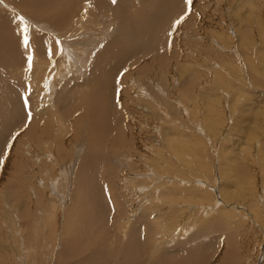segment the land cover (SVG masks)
<instances>
[{
	"label": "rangeland",
	"instance_id": "374dc122",
	"mask_svg": "<svg viewBox=\"0 0 264 264\" xmlns=\"http://www.w3.org/2000/svg\"><path fill=\"white\" fill-rule=\"evenodd\" d=\"M169 1L130 0L128 2L135 5L132 10L136 11L137 15H147L150 21L145 40L141 43L139 35H136L137 32L132 34L129 28L127 30L122 26V22L126 24L121 20L122 18L116 15L115 18L110 15L111 11L108 7L102 6V10L98 4H93L89 0H84L82 6L79 7V4L78 8L74 7L75 10L73 7L68 9L63 1H59L57 2L59 6L52 5L54 7L42 12L43 17L40 18L33 17V8L26 3L22 5L21 0H0V22L6 24L9 21V24H13L11 30L14 28L13 32L8 29H5V32L16 34L22 44L20 45L23 46L21 35L23 25L19 21V17L23 16L29 24L31 43L33 44L35 38L40 42V46L36 45L35 49L37 48L38 54H41L37 61L33 58L30 64L28 58L33 56L30 51L28 52V47L23 46L24 52L19 56L16 50L14 55L11 53L10 46L8 50L10 53L0 46V87L4 88L1 89V93H4L2 98L4 95L8 98L6 94L10 89L11 97L19 100V102L14 100L13 103H21L23 106L22 108L19 105L22 108L17 116L20 117L19 126L14 127L16 128L14 130L13 127L11 129L8 126L5 137L0 140V146L6 141L12 145L7 159L0 163V166L2 165L0 168V264H128L129 258L132 255L138 257L139 252L134 254L115 252L117 246L124 248L126 242L128 243V237H124L122 242L116 244L115 233L119 230L117 236H120L123 231L122 226L127 224L128 232L137 230L140 238H149L152 232H159L158 224L161 223L160 231L165 230V233L175 232L181 227L189 229L188 233L179 235L175 243H179L177 250L181 251L183 254L178 253L182 255L185 251L191 250L190 247L195 248V254L202 250L206 253L205 259L208 261L195 260L194 264H208V262L218 264L216 256L227 260L228 264H237V262L264 264V0H192L190 6L187 5L186 0ZM141 8H144L143 11ZM59 10L63 12L60 13ZM82 12L88 14L87 16L85 14L86 18L80 17ZM50 14L60 21L59 29L54 27L55 24L52 25L51 22L55 23L53 19L49 21ZM127 16V18L132 17L131 13ZM181 16L185 19L178 25L176 21ZM79 18L82 21H79ZM88 19L93 21L86 25ZM62 22L65 26H62L64 25ZM153 25L155 28L152 27ZM150 30L153 32H150L152 35L149 33ZM82 33H87L86 37L90 38L83 36L82 39ZM1 35L0 45L6 37ZM75 38L77 42L74 41ZM91 38L94 39L93 44H89L92 42ZM114 38L113 43L125 42L133 45L138 43L137 50H133V55L122 60L120 64L104 62V71H101L94 57L103 53L104 46L109 45ZM72 42L91 46L89 50L84 51L85 49L82 48L83 51H80L81 47L79 49L77 45L73 47L75 43ZM66 46L73 48V51L70 49L71 57H77L79 62L76 58L64 59L63 51ZM171 50H174V57L168 56ZM87 54L90 55L89 58ZM17 55L18 59L15 58ZM43 60L47 61L46 64ZM39 61H43L41 64L46 66L44 68L42 65L41 73L37 70L39 77L47 72L48 80L51 81L50 77L53 76L54 71L59 70L62 73L54 80L55 88L52 96L49 95L46 99L43 93L44 84H40L39 79L37 80L39 84L33 82V79L36 81L33 70L38 67ZM10 62H12L11 66H9ZM54 65H58V68ZM93 68L99 75L111 76L105 77V80L108 78L105 82L109 84L104 86L95 83L98 74ZM120 68L121 70L118 71ZM125 73L128 75L124 84ZM133 78L152 98L146 99L142 96L137 100L134 93L126 92L125 89L130 85L128 82L131 83L130 80ZM92 89L103 92L100 100L97 99L100 104L106 101L104 98L109 94L107 104L105 102L103 104L109 125L111 127L114 125L112 127L114 130H110L114 132L107 135L111 139L108 137V141H101L99 150L95 152L90 151L89 140L85 138L89 133L86 131V118L83 117V122L80 120L75 124L74 119L72 122L68 121L69 117L65 113L67 103L75 95L87 94L83 98L88 99L89 95L92 96L97 91L93 92ZM124 90L126 93L122 97ZM126 99L130 106L126 105ZM1 102L0 111L5 109V113L0 115V120L6 117L10 120L11 117L7 115L9 106L5 104L3 106ZM28 103L31 108L28 107ZM79 106V114H83L82 111L87 113L90 102L81 101ZM40 107L44 112L41 113ZM32 109L38 111L37 117L40 116L34 123ZM128 111L131 112L130 115ZM17 117L14 119L15 122L19 121ZM57 118L59 123L60 120L67 123L66 133L54 127L45 128L46 120L52 119L51 121L58 125ZM37 120L41 123L39 126L43 125L41 126L43 132L40 137L34 138L32 128L38 125ZM31 123L32 127H30ZM4 124L5 120L3 123L0 122L1 126ZM119 128H124V132L127 131L126 134L130 135L128 138L125 134L130 146L124 149L119 148V143L114 141V137L120 132ZM15 130H17L16 134H13ZM55 134L59 137L53 140ZM11 137L16 138L12 140ZM41 137L43 142L39 141ZM89 154L92 155V164L88 160ZM52 155L56 163L53 162ZM185 155L189 157L186 159ZM153 157L157 158L154 163ZM197 159L205 161L204 164L206 163L208 168L200 169L202 165L196 162ZM79 161L83 163L84 169ZM81 174L85 175L82 177ZM78 176L86 183L82 185L83 187L77 181ZM187 178L192 179L193 183L185 182ZM66 181L70 182L67 183L68 186ZM159 181L165 183L161 184ZM203 181L209 186L202 189L209 190L211 195L205 194L204 190L198 189V185H195ZM182 186H186L187 193L180 192ZM89 187L92 191L90 193H88ZM172 188V192L169 191ZM221 190L225 195L223 197L219 195ZM157 191L162 200L157 199ZM248 191L250 196L245 195ZM144 192L147 194L143 195ZM234 193L236 195L238 193V196ZM92 194L94 198L90 199ZM241 194L244 196L241 197ZM228 198L232 200L230 199L229 204H226ZM214 201L217 204H214ZM189 203L201 208L191 209ZM168 204L176 205L174 208L177 209L180 208V204L186 207L178 211L172 208L174 215ZM232 204L239 205L240 208L236 210L232 208ZM204 205L211 210L215 209L214 213L203 215L201 210ZM83 206L87 207L86 222H83L84 217L81 213ZM257 207L259 210H256L257 213L253 211L254 215L252 210L258 209ZM117 209L123 211L125 215L117 216L119 214ZM227 211L228 213L231 211V214ZM162 212L165 213V218ZM220 213L224 214L221 216ZM225 213L233 215L234 219L239 221L235 223L232 220L236 224L235 227L229 228L224 225ZM247 213L253 217V222L250 220L251 216L249 222L245 219L244 215ZM170 216L175 217L174 220L178 222L175 227ZM168 220L173 221V224L167 223ZM206 223L207 226L203 227ZM87 224H97L96 229L95 226L92 228ZM66 227L69 232L65 235ZM98 228L102 229L100 235L96 232ZM82 231L89 233L95 242L90 240L91 237L88 238L89 235L86 241L85 238L80 239L78 232ZM161 232L157 233L156 237L162 235L164 231ZM188 240L191 242L187 245L185 242ZM218 240L220 243L213 246ZM202 245L204 249L201 248ZM88 247L90 251H87ZM205 247H208V250ZM141 259L142 256L140 262Z\"/></svg>",
	"mask_w": 264,
	"mask_h": 264
},
{
	"label": "bare ground",
	"instance_id": "6f19581e",
	"mask_svg": "<svg viewBox=\"0 0 264 264\" xmlns=\"http://www.w3.org/2000/svg\"><path fill=\"white\" fill-rule=\"evenodd\" d=\"M59 1H63V3L65 4V7H67L68 6V9H69V7H73V9L75 10V8L74 7H77L78 8V5H79V7L80 6H82V4L84 3V0H21V3H22V5H24V3H26L29 7H32L33 8V17H35V18H40V17H43L41 14H42V12H45V11H49L50 10V8H52V7H56V6H59L58 5V3L57 2H59ZM64 1H66V2H64ZM85 1H87V0H85ZM91 3H93V4H98L100 7H101V9L103 8L102 6H105V7H108V9L111 11V13H110V15H113L115 18H117V17H120V18H122L121 20L123 21L124 20V22L126 23V24H124L123 22H122V26L123 27H125V28H127V30H128V28H129V31H131L132 32V34H134L135 32H137V34L136 35H139V41H141V43L142 42H144V40H145V36L147 35L146 33H147V31H148V28H149V25H150V21H149V19L147 18V15H144V14H142V15H137L136 14V11L134 12V10H132L133 9V7L135 6L134 4L132 5V4H130V3H128V2H126L125 0H116V3H112V0H89ZM162 1V0H161ZM164 1H166V0H164ZM169 1V0H168ZM171 1V0H170ZM169 1V2H170ZM173 1V0H172ZM171 1V2H172ZM62 3V2H61ZM63 3L61 4V5H63ZM131 3H133L132 1H131ZM141 4V3H140ZM169 4H171V3H169ZM168 4V5H169ZM173 4V3H172ZM52 5H54V6H52ZM165 5H167L166 3H165ZM88 7V6H87ZM99 7V8H100ZM138 7V6H137ZM143 7H146V6H144L143 5ZM164 7V6H163ZM76 8V9H77ZM170 8V7H169ZM72 9V10H73ZM86 9V8H85ZM85 9H84V11H85ZM142 9H144V8H141V10ZM153 9V8H152ZM173 9V8H172ZM21 10H22V8H21ZM73 10V11H74ZM79 10H81V9H79ZM95 10V9H94ZM103 10V9H102ZM169 10V9H168ZM24 11V10H23ZM60 11V10H59ZM69 11H71V10H69ZM82 11V10H81ZM109 11V12H110ZM143 11V10H142ZM152 11V10H151ZM63 12V11H62ZM61 11H60V13H62ZM85 12H87V10L85 11ZM85 12H82L81 13V16L80 17H82V18H86L85 17V14H86V16L88 15L87 13H85ZM162 12V11H161ZM32 13V12H31ZM128 13H129V15H130V13H131V16L132 17H130V18H127L128 16ZM148 13V12H147ZM48 14V13H47ZM66 13H64V15H65ZM96 14V13H95ZM31 15V14H30ZM51 15V14H50ZM67 15H69L68 13H67ZM66 15V17H68ZM77 15V14H76ZM97 15V14H96ZM109 15V16H110ZM117 17H116V16ZM134 15V16H133ZM37 16H39V17H37ZM61 16H63V15H61ZM72 16V15H71ZM78 16V15H77ZM98 16V15H97ZM149 16V15H148ZM161 16V15H160ZM65 17V16H64ZM79 17V16H78ZM158 17V16H157ZM50 18V19H49ZM59 18V17H58ZM70 17H68V19H69ZM113 18V17H112ZM114 18V19H115ZM45 19V18H44ZM46 19H47V17H46ZM48 19H49V21L51 20V19H53L54 20V22L55 23H53V22H51L52 23V25H54V27L56 28V27H61L60 26V21H58V19H56V16H52L51 15V17L49 16L48 17ZM61 19H62V17H61ZM7 20V19H6ZM38 20H40V19H38ZM60 20V19H59ZM70 20V19H69ZM71 20H72V18H71ZM129 20H131V21H129ZM154 20V19H153ZM157 19H155V21H156ZM3 21V20H2ZM79 21H82L81 20V18H79ZM92 21H93V19H92ZM90 19H88L87 20V22H85L86 23V25H87V23L89 22H92ZM155 21H153L154 23H155ZM162 21V20H161ZM4 22V21H3ZM6 22V21H5ZM70 22V21H69ZM104 22V21H103ZM103 22H101V23H103ZM118 22V21H117ZM80 23H82V22H80ZM94 23V22H93ZM121 23V22H120ZM167 23V22H166ZM57 24V25H56ZM62 24H64V25H62ZM62 26H65V23L64 22H62ZM73 24H74V22H73ZM83 24V23H82ZM95 24H97L96 22H95ZM151 24H153V23H151ZM156 24V23H155ZM81 25V24H80ZM85 25V26H86ZM43 26V25H42ZM97 26V25H96ZM156 26H157V24H156ZM13 27V24L11 23V24H9V21L8 22H6V24L4 23H2V22H0V34H2L1 36H6V37H4L3 39H4V41H3V43L0 45L1 46V48L3 49V50H6V51H8L9 50V46H10V49H11V53L14 55V51L16 50V54H21L22 52H24V48H23V46H21L22 44H21V42H19L18 41V36L16 35V34H12V33H7V32H5V29H8L9 31H11V32H13L14 30V28L11 30V28ZM59 27H58V29H59ZM78 27V26H77ZM120 27V26H119ZM152 27H154V25L152 26ZM64 28V27H63ZM94 28V27H93ZM155 28V27H154ZM88 29V28H87ZM151 29V28H150ZM108 30V29H107ZM122 30H123V28H122ZM151 30H153V29H151ZM149 31V33L150 32H152V31ZM157 30V29H156ZM98 31V30H97ZM96 31V33H98ZM109 31V30H108ZM124 31V30H123ZM155 31V30H154ZM125 32V31H124ZM46 33V32H45ZM72 33V32H71ZM153 33V32H152ZM6 34V35H5ZM18 34V33H17ZM83 34V33H82ZM87 34V33H86ZM86 34H83V35H81L82 36V39H83V36L85 37V38H87V39H89L88 38V36L86 37ZM125 34V33H124ZM146 34V35H145ZM151 34V33H150ZM98 35V34H97ZM152 35V34H151ZM39 36V35H38ZM72 36V35H71ZM81 36H79V37H81ZM35 37H37V36H35ZM43 37V36H42ZM150 37V36H149ZM231 37V36H230ZM34 38V37H33ZM44 38V37H43ZM48 38V37H47ZM95 38V37H94ZM147 38V37H146ZM151 38V37H150ZM39 39V38H38ZM46 39V38H45ZM45 39H44V42H45ZM50 39V38H49ZM96 39V38H95ZM99 39H100V37H99ZM20 40V39H19ZM43 40V39H42ZM41 40V41H42ZM46 40H48V39H46ZM114 40H115V38L114 39H112L111 40V42H110V44L109 45H106V46H104V48L103 49H105L104 51H103V53H101V54H95L96 56L94 57V60H95V62L97 63V66H98V68L100 67L101 68V71H104V62H105V64H107V62L108 63H111V64H120L121 62H122V60H124L125 58H130L132 55H133V53H132V51L133 50H137V46L136 45H138V43L136 44V45H133V44H129V43H125V42H123L124 44H121V42H116V43H113L114 42ZM147 40H149L150 41V39H148L147 38ZM67 41V40H66ZM70 41H71V39H70ZM69 40H68V42H70ZM73 41V40H72ZM74 41H76V38H75V40ZM80 41V40H79ZM91 43H89V44H93V42H94V39L93 38H91ZM96 41V40H95ZM148 41V42H149ZM50 42V41H49ZM77 42V41H76ZM90 42V41H89ZM71 43V42H70ZM75 43V42H74ZM73 42H72V44H74ZM113 43V46H111V44ZM21 44V45H20ZM158 44H160V43H158ZM165 44H167V43H165ZM164 44V45H165ZM36 45H38V46H40V42L35 38V39H33V44L32 43H30V45H29V50H28V52L30 51V53H31V55L33 56V58L34 59H36V61L38 60L37 58H39L40 56H41V54L39 53L38 54V52H37V50L35 49V47H36ZM67 45H69V43H67ZM76 45L78 46L77 48L79 49V47H81V49H80V51L82 50V48H83V50L84 51H86V49L87 50H89V48H90V46L88 47V46H86L87 44H83L82 43V45H78L77 43H75L74 44V46L73 47H76ZM144 45V44H143ZM154 45V44H153ZM152 45V46H153ZM156 45V44H155ZM154 45V46H155ZM162 45V44H161ZM161 45H159V47L161 46ZM52 46V45H51ZM71 46V45H70ZM96 46V45H95ZM111 46V47H110ZM48 47H49V45H48ZM72 47V46H71ZM71 47H69V46H66L65 48L67 49H64V51H63V57H64V59H73L74 57H71V55H72V52H70V49H71ZM86 47V48H85ZM224 47V46H223ZM42 48V47H41ZM145 48V47H144ZM151 48V47H150ZM40 49V48H39ZM63 49V48H62ZM74 49H76V48H74ZM93 49V48H92ZM44 50V49H43ZM55 50H56V48H55ZM72 51H73V48L71 49ZM82 50V51H83ZM141 50V49H140ZM145 50V49H144ZM1 51V50H0ZM58 51H60L59 49H58ZM101 51V50H100ZM99 51V52H100ZM141 51H143V50H141ZM150 51H151V49H150ZM149 51V52H150ZM154 51H156V50H154ZM154 51H152V52H154ZM167 51V50H166ZM170 51V50H169ZM172 52H168V56L169 57H171V56H173L174 57V53H173V51L174 50H171ZM9 52V51H8ZM45 51H43V53H44ZM51 52H52V50H51ZM53 52H54V50H53ZM77 52H79V50H77ZM140 52V51H139ZM10 53V52H9ZM48 53H50V52H48ZM57 53V52H56ZM55 52H54V54H56ZM82 53V52H81ZM88 53V52H87ZM138 53V52H137ZM163 53V52H162ZM4 54V53H3ZM75 54V53H74ZM78 54V53H77ZM132 54V55H131ZM7 55V54H6ZM18 55L15 57V56H13V57H15V58H17L18 59ZM40 55V56H39ZM57 55V54H56ZM55 55V56H56ZM84 55H85V53H84ZM88 55V54H87ZM145 55V54H144ZM154 55V54H153ZM160 55V54H159ZM166 55V54H165ZM20 56V55H19ZM164 56V55H163ZM4 57V56H3ZM58 57H59V55H58ZM83 57H86V56H83ZM90 57V55H88V58ZM2 58V57H1ZM14 58V59H15ZM76 58V60H77V57H75ZM74 58V59H75ZM80 57H78V59H79ZM81 58H82V56H81ZM92 58V57H91ZM154 58H156V56H154ZM3 59V58H2ZM9 59V58H8ZM11 59V58H10ZM85 59V58H84ZM86 59H87V57H86ZM97 59V60H96ZM165 59V58H164ZM4 60V59H3ZM40 60V59H39ZM62 61H63V59H61ZM160 60V59H159ZM162 60V59H161ZM35 61V60H34ZM44 61V60H43ZM43 61H39L40 63H38V67L37 66H35V68L36 69H34L33 71V74H35V79H36V81H34V79H33V82L35 83V82H38L37 80L39 79V81H41L40 82V84H44V89H43V93L45 94V99L47 98V97H49V95L50 96H52V94H53V92H54V88H55V82H54V80H56V78L57 77H60L61 76V71H54L53 72V76H51L50 77V79L52 78V80L51 81H49L48 80V77H47V72H45L44 74H43V76L42 77H39L40 76V74H39V76L37 75L38 74V72L39 73H41L40 72V70H41V68H42V65H44V64H46V62L44 63V64H41V62L43 63ZM80 61V60H79ZM78 60H77V62H79ZM61 62V61H60ZM71 62V61H70ZM73 62V61H72ZM74 62H76L75 60H74ZM6 63H7V61H6ZM6 63H5V65H6ZM37 63V62H36ZM55 63V62H54ZM57 63V62H56ZM55 63V64H56ZM59 63V62H58ZM62 63V62H61ZM61 63H59V64H61ZM160 63H162V61L160 62ZM10 65L9 66H11L12 65V62H10L9 63ZM48 64V63H47ZM58 64V65H59ZM58 65H54L56 68H58L57 66ZM46 66L44 65V68H45ZM49 67H50V64H49ZM48 67V68H49ZM2 68V67H1ZM33 68V67H32ZM56 68H54V69H56ZM60 68V67H59ZM61 68H62V65H61ZM60 68V69H61ZM37 70H39L38 72H37ZM44 70V69H43ZM50 70V69H49ZM121 70V68L118 70V71H120ZM44 71H47V69L46 70H44ZM93 71L94 72H96L97 74H98V72L93 68ZM118 73V72H117ZM116 74V73H115ZM127 75L128 74H124L123 75V82H124V84H125V82H126V79H127ZM230 75V74H229ZM49 76V75H48ZM106 76L107 77H111V76H109L108 74H106ZM106 76H103V75H99L98 74V78L95 80V83H97V84H109V83H107V82H105L106 80H105V77ZM113 76V75H112ZM132 79V78H131ZM2 80V79H1ZM49 82H48V81ZM131 81V83H129L128 82V80H127V82H128V84H130L128 87V89H125V90H127L126 92H129L130 94H132V93H134V96L136 97V98H138L137 100H140L141 99V97L143 96V98L145 97L146 99H150V97H149V94L147 93V92H145V91H147V90H143V87H141L140 85H138L137 84V81H136V79H134L133 78V80H130ZM140 81V80H139ZM109 82V81H108ZM38 84H39V82H38ZM94 84V83H93ZM113 84V83H112ZM104 85V86H105ZM120 85H121V83H120ZM108 86V85H107ZM236 86V85H235ZM7 87H8V85H7ZM92 87H94V86H92ZM100 87H101V85H100ZM118 87V86H117ZM158 87H160V86H158ZM5 88H6V85H5ZM91 88V87H90ZM97 88V87H96ZM99 88V87H98ZM109 88V87H108ZM1 89H4L3 88V86H2V88L0 87V94H1V99H0V101H2L1 103H2V105L4 106V104L5 105H7V106H9V110H8V112H7V115L8 116H10L11 118H10V120H8V118L9 117H6L5 119H1L0 120V122H2L3 123V121L5 120V124L3 125V126H1L0 125V140L3 138V137H5V132H6V129H8V126H10V128L12 129V127H13V130L14 129H16V128H14V127H16V126H19V123L18 122H20V117H17L19 114H20V109H22L23 108V106L21 105V103L20 104H18L17 102H19V100L17 101L16 100V97H11V93H12V91L10 92L9 90H7L8 91V94H6V95H8V98L4 95V97L2 98V94H4V93H1ZM8 89V88H7ZM118 89H119V87H118ZM122 89V88H121ZM124 89V88H123ZM90 90V89H89ZM97 90V91H96ZM96 90H91V91H96V92H94V94H92V96L91 95H89V97H88V99H87V97H84L83 98V96H85V95H87V94H83V93H81V94H77V95H75L68 103H67V109H66V111H65V113H66V115L69 117V119H68V121L69 122H72V120L74 119V122L73 123H77V121H80V120H82V122H83V117H85L86 118V121H87V125H86V131H88L89 133H87V136H85V138H88V140H89V142H88V144L90 145V151H92V152H95V151H98L99 150V147L101 146V141H104V140H109V136H107V135H111V133L112 132H114V131H112V132H110V130L111 129H113L112 127L114 126V125H112V127L109 125V123H108V119H107V115H106V113H105V105L103 104L104 102L106 103L107 102V100H108V95L107 94H105V95H107V96H105V98L104 99H106V101L104 100V102L103 103H101L100 104V102L98 103L97 102V99H99L100 100V98H101V93H103V92H101V90H102V88H101V90H100V92L98 91V89H96ZM125 90L123 91V93H122V97H123V94L124 93H126L125 92ZM5 93L7 92L6 90H3ZM105 91V90H104ZM93 92H91V93H93ZM16 93V92H15ZM86 93H88V92H86ZM99 93V94H98ZM113 93H115V92H113ZM211 93V92H210ZM112 94V93H111ZM120 94V93H119ZM118 94V95H119ZM97 95H98V97H97ZM113 95V94H112ZM103 96V95H102ZM111 96V95H110ZM91 97V99H89ZM125 97H126V95H125ZM18 98V97H17ZM20 98V97H19ZM83 98V99H82ZM132 98H133V100H134V97L132 96ZM152 98V97H151ZM44 99V100H45ZM131 99V98H130ZM216 99V98H215ZM14 100H16L17 102V104L15 103H13V101ZM103 100V99H102ZM81 101L82 102H90V108H88L87 109V113L85 112V111H82V113L83 114H79L78 112H79V108H80V103H81ZM126 105H128L129 103H128V100L126 99ZM233 101V100H232ZM15 102V101H14ZM23 102V101H22ZM133 102H135V100L133 101ZM209 103V102H208ZM107 104V103H106ZM111 104V103H110ZM125 104V103H124ZM137 104V103H136ZM19 105L22 107V108H20L19 107ZM26 105V104H25ZM113 105V104H112ZM135 105V104H134ZM138 105V104H137ZM219 105V104H218ZM2 106V107H3ZM27 106V105H26ZM128 106H130V105H128ZM19 107V108H18ZM28 107H29V103H28ZM107 107V106H106ZM146 106H144V108H145ZM3 108H5V107H3ZM29 108H31V106L29 107ZM40 108H42V107H40ZM86 108H87V106H86ZM132 108V107H131ZM210 108V107H209ZM222 109V108H221ZM24 110V109H23ZM23 110H21V111H23ZM30 110V109H29ZM33 110V109H32ZM37 110H39V109H37ZM113 110V109H112ZM42 111L44 112V109L42 108V110H41V113H42ZM38 111H36V109H34L33 110V120H32V122L34 123V121H35V119L36 118H39V117H37V113ZM4 113H5V109H4V111H0V115L2 116V115H4ZM40 113V114H41ZM127 113H129L128 115H130V113L131 112H127ZM259 113V112H258ZM31 114V113H30ZM22 116H23V113L21 114ZM209 115V114H208ZM21 116V117H22ZM132 116V115H131ZM15 117H17V118H19V121H16L15 122ZM24 117V116H23ZM56 117V116H55ZM16 118V119H17ZM43 118V117H42ZM212 118V117H211ZM134 119V118H133ZM136 119V118H135ZM22 120V119H21ZM41 120L42 119H40V122H41ZM52 120V119H51ZM51 120H46V122H45V128L46 127H49V128H53L54 127V129L56 128V130L58 129V130H60L61 132H63V133H66V127H67V123L66 122H63V121H61L60 120V123H59V120H58V118H57V120H58V125L57 124H54V122L53 121H51ZM116 120V119H115ZM137 120V119H136ZM24 121V120H23ZM67 121V122H68ZM117 121V120H116ZM37 122H38V120H37ZM40 122H38V125L37 126H35V127H33L32 128V130H33V135H34V138L35 137H40L41 136V134H42V130H41V126L43 127V125H40L39 126V124H41ZM217 122V121H216ZM114 123V122H113ZM10 124V125H9ZM72 124V123H71ZM209 124V123H208ZM69 125V124H68ZM59 127V128H57V127ZM72 126V125H71ZM124 126V125H123ZM30 127H32V123H31V125H30ZM20 128V127H19ZM134 128V127H133ZM31 129V128H30ZM72 129V128H71ZM74 129V128H73ZM115 129H117V128H115ZM120 129V132L119 133H117V135L114 137V141L116 142V143H119V148L121 147L122 149H124L126 146H130V144H129V140H127V129H125V131H126V133L124 132V128L123 129H121V128H119ZM12 130V131H13ZM18 130V129H17ZM17 130H15L14 132H12L13 134H16V131ZM26 130V129H25ZM45 130V129H44ZM47 131H48V129H46ZM55 130V131H56ZM114 130V129H113ZM49 131H50V129H49ZM53 132H54V130H52ZM76 131V130H75ZM77 131H78V129H77ZM26 132V131H25ZM28 132H29V129H28ZM11 133V135H13ZM55 133V132H54ZM47 135H49V133H46ZM114 135H115V133H113ZM127 136H126V135ZM24 135V134H23ZM44 135V134H43ZM63 135V134H62ZM113 135V136H114ZM29 136V135H28ZM30 136H31V134H30ZM54 136H56V134L54 135ZM107 136V137H106ZM130 136V135H129ZM129 136H128V138H129ZM48 137V136H47ZM46 137V138H47ZM52 137V136H51ZM59 136H56L55 138L53 137V140H55L56 138H58ZM102 137H105L106 139H104V138H102ZM109 137V138H108ZM50 138V137H49ZM108 138V139H107ZM182 138V137H181ZM61 139V138H60ZM103 139V140H102ZM111 139V138H110ZM210 139V138H209ZM32 140V139H31ZM36 140H38V139H36ZM62 140H64V139H62ZM40 142H43V138L41 137V139L39 140ZM58 142V141H57ZM106 142V141H105ZM55 143V142H54ZM189 144H191L192 142H188ZM37 144V143H36ZM40 144H42V143H40ZM44 144H45V142H44ZM58 144V143H57ZM30 145V144H29ZM118 145V144H117ZM60 147V146H59ZM46 150V149H45ZM175 151H178L177 149H174ZM192 150H193V146H192ZM195 151L197 150V147L194 149ZM156 152V151H155ZM158 153V152H157ZM39 154V153H38ZM153 154V153H152ZM187 154V153H186ZM191 154V153H190ZM192 155V154H191ZM199 154H197V156H198ZM87 156H89V158H88V160L90 161V163H91V159H92V155L91 154H89V155H87ZM39 157V156H38ZM51 157H54L53 155L51 156ZM187 157H189L188 155H185V158L187 159ZM192 158V157H191ZM191 158H189V159H191ZM195 158V157H194ZM249 158V157H248ZM41 159V158H40ZM54 160H53V162L54 163H56L57 161H56V159H55V157L53 158ZM155 159H157V158H155V157H153V163L155 162ZM193 160V159H192ZM198 160V159H197ZM61 161V160H60ZM195 161V160H194ZM248 161V160H247ZM45 161H43V163H44ZM80 163L79 164H81L80 166L82 167L83 166V163L81 162V161H79ZM196 162H200L201 163V168L200 169H203V168H208V166L206 165V163L204 164V162L200 159V160H198V161H196ZM41 163V162H40ZM48 163V162H47ZM92 164V163H91ZM90 164V165H91ZM157 164V163H156ZM18 165V164H17ZM21 165V164H20ZM42 165V164H41ZM47 165V164H46ZM54 165V164H53ZM84 165H87V164H84ZM190 165V164H189ZM198 165V164H197ZM200 165V164H199ZM2 166V165H1ZM1 166H0V168H1ZM79 166V167H80ZM148 166V165H147ZM171 167V166H170ZM157 168V167H156ZM80 169V168H79ZM83 169H84V166H83ZM93 169V168H92ZM151 169H152V167H151ZM158 169V168H157ZM154 170V169H153ZM160 170V169H159ZM66 171H67V169H66ZM71 171V170H70ZM84 171V170H83ZM158 171V170H157ZM155 172V171H154ZM58 173V172H57ZM63 173V172H62ZM61 173V174H62ZM65 173V172H64ZM86 173H87V171H86ZM92 173V172H91ZM164 173V172H163ZM68 174H69V171H68ZM67 174V175H68ZM148 174V173H147ZM146 174V175H147ZM172 174V173H171ZM64 175V174H63ZM66 175V174H65ZM85 175V174H84ZM83 175V176H84ZM88 175V174H87ZM91 175V174H90ZM254 175V174H253ZM69 176V175H68ZM81 176H82V174H81ZM82 176V177H83ZM150 176V175H149ZM152 176V178H153V174L151 175ZM62 177H65V176H62ZM82 177H79L78 176V179H77V181H79L78 183H80L81 184V186L82 185H86V183H84V182H82ZM88 177V176H87ZM157 177V176H156ZM252 177V176H251ZM60 178V177H59ZM67 178V177H66ZM92 178V177H91ZM97 178V177H96ZM64 179V178H63ZM67 179H69V178H67ZM150 179V178H149ZM195 179V178H194ZM198 179V178H197ZM252 179V178H251ZM66 180V179H65ZM72 180V179H71ZM161 180V179H160ZM163 180V179H162ZM165 180V179H164ZM182 180V179H181ZM192 180V179H191ZM191 180H189L188 178L187 179H185V182H187L188 184L190 183V182H192ZM60 181V180H59ZM64 181V180H63ZM87 181V180H86ZM152 181V180H151ZM13 182V181H12ZM58 182V181H57ZM90 182H92V181H90ZM180 182V181H179ZM197 182V181H196ZM67 183H70V182H67L66 181V185H67ZM159 183H161V184H164V183H162L161 181H159ZM184 183V182H183ZM193 183V182H192ZM191 183V184H192ZM244 183V182H243ZM56 184H58V183H56ZM65 184V183H64ZM63 184V185H64ZM247 184V183H246ZM245 184V185H246ZM61 185V184H60ZM88 185V184H87ZM177 185V184H176ZM195 185H198V189H201V190H204V189H202L203 187H206L207 188V186H209V184L206 182V181H203L202 183H198V184H195ZM68 186V185H67ZM80 186V187H81ZM155 186V185H154ZM153 186V187H154ZM255 186V185H254ZM61 187V186H60ZM65 187V186H64ZM79 187V186H78ZM83 187V186H82ZM98 187V186H97ZM176 187V186H175ZM183 187V186H182ZM194 187V186H193ZM49 188V187H48ZM155 188V187H154ZM163 188V187H162ZM52 189V188H51ZM55 189V188H54ZM58 189V188H57ZM61 189V188H60ZM89 189V192L88 193H90V192H92L91 190H90V187L88 188ZM143 189V188H142ZM153 189V188H152ZM156 189V188H155ZM161 189V188H160ZM176 189V188H175ZM178 189V188H177ZM181 189V188H180ZM208 189H210V188H208ZM226 189V188H225ZM224 189V190H225ZM100 190V189H99ZM99 190H98V192H99ZM172 190H173V188L171 189V190H169V191H171L172 192ZM211 191H212V189H210ZM236 190V189H235ZM241 190H243V189H241ZM240 190V191H241ZM63 191V190H62ZM146 191V190H145ZM160 191V190H159ZM183 191V193L184 192H188V190H187V188H186V186H184L183 187V189L180 191V192H182ZM192 191V190H191ZM205 191V190H204ZM215 191V190H214ZM228 191V190H227ZM227 191H225V192H227ZM243 191H246V190H243ZM243 191H242V194H244L243 193ZM31 192V191H30ZM96 192V191H95ZM153 192H155V191H153ZM213 192V191H212ZM231 192V191H230ZM65 193V192H64ZM78 193V192H77ZM147 194V192H144L143 193V195L144 194ZM174 193V192H173ZM205 194L207 193V194H210V192H209V190H206L205 192H204ZM238 193H240V192H238ZM238 193H237V195L235 194V196H238ZM255 193V192H254ZM83 194H85V193H83ZM145 194V195H146ZM161 194V193H160ZM182 194V193H181ZM241 194V197L242 196H244V195H242ZM175 195V194H174ZM211 195V194H210ZM214 195V194H213ZM219 195L220 196H225L224 194H223V192H222V190L220 191V193H219ZM245 195L246 196H250V193H249V191L248 192H246L245 193ZM31 196V195H30ZM76 196V195H75ZM78 196H79V194H78ZM94 195L92 194V197H89L90 199L91 198H94L93 197ZM169 196V195H168ZM168 196H166V197H168ZM87 197V196H86ZM146 197V196H145ZM156 197H157V199H161L160 197H159V193H158V191H157V195H156ZM178 197H179V195H178ZM210 197V196H209ZM216 197V196H215ZM239 197H240V194H239ZM254 197V196H253ZM252 197V198H253ZM59 198V197H58ZM149 198V197H148ZM147 198V199H148ZM207 198V197H206ZM221 198V197H220ZM64 199V198H63ZM106 199V198H105ZM171 199H173V198H171ZM177 199H179V198H177ZM231 199V198H230ZM229 198L228 199H226L227 200V203L226 204H229L228 202H230L229 200H230ZM233 199H235V197L233 198ZM237 199H238V197H237ZM249 199V198H248ZM255 199V198H254ZM162 200V199H161ZM173 200H175V199H173ZM172 200V201H173ZM180 200V199H179ZM217 200V199H216ZM215 200V201H216ZM232 200V199H231ZM76 201V200H75ZM118 201V200H117ZM116 201V202H117ZM170 201V200H169ZM215 201H214V204H217V203H215ZM108 202V201H107ZM111 202V201H110ZM164 202V201H163ZM175 202V201H174ZM226 202V201H225ZM79 203V202H78ZM109 203V202H108ZM173 203V202H172ZM256 203H258V201L256 200ZM97 204H99V202H98V200H97ZM186 204V203H185ZM190 204V203H189ZM71 205H72V203H71ZM167 205V204H166ZM169 205V204H168ZM179 205V204H178ZM263 205H264V203H263ZM116 206V205H115ZM171 206V211H172V208H174V206L176 207V205H169V207ZM180 206V208H184V207H186L185 205L183 206V204H180L179 205ZM189 206V205H188ZM190 206H192V207H190L191 209H198V208H201L200 206H197V205H192V204H190ZM226 206V205H225ZM232 206V208H234V209H238V208H240L239 207V205H237V206H235V204H232L231 205ZM253 206H255V204H253ZM253 206H252V208H253ZM110 207H111V205H110ZM194 207V208H193ZM216 207V205L214 206V208ZM258 207H259V204H258ZM257 207V208H258ZM264 207V206H263ZM94 208H96V207H94ZM93 208V209H94ZM161 210H165L163 207H159ZM166 208V207H165ZM180 208H174L176 211H178ZM260 208V207H259ZM259 208L258 209H255V210H252V213H254L253 211H256V210H259ZM87 209V207H85V206H83L82 208H81V213H82V215H83V222H86L87 221V217H86V213H85V210ZM113 209V208H112ZM112 209H111V211H112ZM147 209V208H146ZM153 210H154V208H152ZM168 209V208H167ZM209 209H210V207H205V205L203 206V209L201 210V213L204 215H207V214H211L210 212H212V213H214V210H211L210 209V211H209ZM227 209H228V207H227ZM243 209V208H242ZM157 210V209H156ZM181 210V209H180ZM184 210V209H183ZM229 210V209H228ZM78 211V210H77ZM110 211V212H111ZM117 211H118V215L117 216H119V217H123L124 215H123V213L120 211V209H117ZM146 212H147V210H145ZM155 211V210H154ZM167 211V210H166ZM171 211H170V213H171ZM260 211H262V210H260ZM260 211H259V213H260ZM113 212V211H112ZM115 212V211H114ZM168 212V211H167ZM166 212V213H167ZM173 212V211H172ZM224 212H225V210H224ZM230 213H228V211H227V213L228 214H231V211H229ZM258 211H256L255 213H257ZM43 213H44V211H43ZM174 213V212H173ZM185 213H186V211H185ZM185 213H184V215H185ZM255 213H254V215H255ZM258 213V214H259ZM75 214V213H74ZM80 214V213H79ZM164 214L165 213H163L162 212V215L164 216ZM221 214V213H220ZM224 214V213H223ZM223 214H221V216L223 215ZM226 214V213H225ZM228 214H226L223 218H226L224 221V225H226L227 227H229V228H233V227H235V223L237 222H239V221H236L234 218V216L233 215H228ZM47 215V214H46ZM111 215V214H110ZM174 215H175V213H174ZM182 215H183V213H182ZM181 215V216H182ZM253 215V214H252ZM162 216V217H163ZM173 216V215H172ZM177 216V215H176ZM180 216V217H181ZM188 216V215H187ZM190 216V215H189ZM212 216V215H211ZM210 216V217H211ZM245 216V219H248V222H249V219H250V213H247V214H245L244 215ZM243 216V217H244ZM80 217V216H79ZM171 217V216H170ZM183 217V216H182ZM252 217V216H251ZM102 219H103V217H101ZM100 218V219H101ZM164 218H165V216H164ZM200 218V217H199ZM201 218H204L203 216H201ZM206 218V217H205ZM208 218V217H207ZM220 218H222V217H220ZM70 219V218H69ZM73 219V218H72ZM146 219V218H145ZM161 219H163V218H161ZM170 219H173V221H174V227H175V225H176V223H178V222H176V220H174L175 219V217H171ZM183 219H184V217H183ZM147 220V219H146ZM150 220V219H149ZM167 219H165V221H166ZM185 220V219H184ZM209 220V219H208ZM232 220H234L235 221V223L232 221ZM252 222L254 221L253 220V217L250 219ZM60 221V220H59ZM116 221V220H115ZM148 221V220H147ZM173 221H170V220H168L167 221V223H172L173 224ZM183 221V220H182ZM196 221H198V220H196ZM195 221V222H196ZM199 221H201L200 219H199ZM210 221V220H209ZM78 222V221H77ZM164 222V221H163ZM186 222V221H185ZM207 222V221H206ZM216 222V221H215ZM214 222V223H215ZM242 222V221H241ZM115 223V222H114ZM149 223V222H148ZM151 223H153V222H151ZM150 223V224H151ZM184 223V222H183ZM203 223V222H202ZM210 223V222H209ZM208 223V224H209ZM213 223V222H212ZM218 223V222H217ZM98 224V223H97ZM97 224H94V225H89V224H87V226H89V227H92V228H94V226L95 225H97ZM124 224H126V222L124 223ZM155 224V223H154ZM162 224V223H161ZM161 224H158L159 226V228H160V230H162L161 229ZM243 224V223H242ZM100 225V224H99ZM103 225V224H102ZM115 225V224H114ZM152 225V224H151ZM161 225V226H160ZM181 225V224H180ZM210 225V224H209ZM212 225V224H211ZM101 226V225H100ZM99 226V227H100ZM104 226V225H103ZM102 226V227H103ZM157 226V225H156ZM167 226V225H166ZM182 226V225H181ZM205 226H207V223L203 226V227H205ZM101 227V228H102ZM140 227V226H139ZM144 227V226H143ZM152 229H153V227L152 226H150ZM149 227V228H150ZM154 227H155V225H154ZM178 227V226H177ZM189 227V226H188ZM211 227V226H210ZM158 228V229H159ZM164 228V227H163ZM206 228H208V227H206ZM95 229H96V226H95ZM99 229V228H98ZM97 229V230H98ZM109 229V228H108ZM121 229H123V231H122V234L119 236H117V233H118V231L115 233V240H116V244H118L119 242H122V239L125 237H128V243L126 242V245L124 246V248H121V247H116L115 248V252H119V251H121V252H124V253H128V254H134V253H137V252H139V256L138 257H136L135 255H132L130 258H129V262H128V264H194V261L196 260V261H203V262H206V261H208L207 259H205L206 258V253H203L202 251H197V253L195 254L194 253V249L192 248V247H190V249L191 250H187V251H185V253H184V255H182L183 253L181 252V251H179V250H177L178 248H177V246H180L179 245V243L177 242V243H175L176 242V240H177V238L179 237V235H184V234H186V233H188V230L189 229H187V228H183V227H181V228H177L176 230L177 231H175V232H171V233H169V232H167V233H165V230H163L162 232H163V234L162 235H160V236H158V237H156V234L158 233L159 234V232H161L160 230H159V232H157V233H155V232H152L151 234H150V236L151 237H149V238H144V237H142V238H140L138 235H137V230H130L129 232H128V228H127V224H126V226H122V228ZM120 229V230H121ZM133 229V228H132ZM155 229H156V227H155ZM209 229V228H208ZM96 230V232H98L97 234H99V232H101L102 231V229H99L98 231ZM144 231L146 230V229H143ZM154 230V229H153ZM152 230V231H153ZM157 230V229H156ZM210 230H212V229H210ZM149 231V230H148ZM158 231V230H157ZM180 231V232H179ZM182 231V232H181ZM69 232V229H68V227H66V231H65V235L67 234ZM111 232V231H110ZM161 232V233H162ZM106 233V232H105ZM102 234V233H101ZM113 234V233H112ZM211 234V233H210ZM89 235V236H88ZM100 235V234H99ZM108 235V234H107ZM145 235V234H144ZM88 236V238L89 237H91L90 238V240L91 241H93V240H95L92 236H90V234L89 233H87V232H78V237L80 238V239H84L85 238V241H86V237ZM106 236V235H105ZM224 237V236H223ZM104 238V237H103ZM124 238V239H125ZM152 238V239H151ZM183 239V238H182ZM187 239V238H186ZM217 239V238H216ZM89 240V241H90ZM101 240V239H100ZM103 240V239H102ZM197 240H198V238H197ZM90 241V242H91ZM106 241V240H105ZM203 241V240H202ZM217 241V240H216ZM95 241H93V243H94ZM181 242V241H180ZM189 242H191L190 240H188L187 242H185L187 245L188 244H190ZM207 242V241H206ZM73 243V242H72ZM98 243V242H97ZM174 243V244H173ZM184 243V244H185ZM202 243V242H201ZM203 243H205V242H203ZM220 243V241L218 240V242L216 243L215 242V244H213V246H216L217 244H219ZM90 244V243H89ZM96 244V243H95ZM183 244V245H184ZM193 244H195V243H193ZM206 245H208L207 243H205ZM205 244H204V246H205ZM209 244H211V242L209 243ZM56 245V244H55ZM92 245H94V244H92ZM92 245L90 246V247H92ZM170 245H173L172 247H170ZM182 245V246H183ZM221 245V244H220ZM190 246H192V245H190ZM184 247V246H183ZM208 247H210V246H208ZM208 247L206 248L205 247V249L206 250H208ZM186 248V247H185ZM201 248H203V245H202V247ZM87 249H89V250H87V251H90V248L88 247ZM204 249V248H203ZM138 250V251H137ZM181 250V249H180ZM72 251V250H71ZM86 251V252H87ZM183 251V252H184ZM205 251V250H204ZM178 252H180V253H182V254H179ZM208 252V251H207ZM52 253V252H51ZM75 253V252H74ZM81 253H82V251H81ZM84 253V252H83ZM124 253H122V254H124ZM179 254V255H178ZM78 255V254H77ZM81 255V254H80ZM142 256V259H141V262H140V257ZM215 257V256H214ZM217 258H216V262L218 263V264H228V261L227 260H223L220 256H216ZM81 258V257H80ZM150 258H152V260H150ZM213 258V257H212ZM16 259H17V257H16ZM145 260H148L149 262H144ZM197 263V262H196ZM210 262H208V264H209ZM239 262H237V264H238ZM97 264H99V263H97ZM205 264H207V263H205ZM236 264V263H235Z\"/></svg>",
	"mask_w": 264,
	"mask_h": 264
},
{
	"label": "snow or ice",
	"instance_id": "6c2138e0",
	"mask_svg": "<svg viewBox=\"0 0 264 264\" xmlns=\"http://www.w3.org/2000/svg\"><path fill=\"white\" fill-rule=\"evenodd\" d=\"M112 3H116V0H112ZM187 5H191L192 4V0H186ZM185 19L184 16H181L176 23L179 25L183 22V20ZM19 21L21 23V25H23V27L21 28V35H22V42H23V46L25 48L29 47L31 41H32V37L29 34V24L28 22L25 20V18L23 16L19 17ZM29 63L31 64V61L33 59V57L29 56ZM19 135V133H17V136ZM16 137H11L12 140H15ZM12 145L9 144L7 141L4 143L3 146H0V163H3L4 160L7 159V154L8 151L11 149Z\"/></svg>",
	"mask_w": 264,
	"mask_h": 264
}]
</instances>
